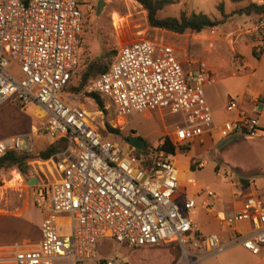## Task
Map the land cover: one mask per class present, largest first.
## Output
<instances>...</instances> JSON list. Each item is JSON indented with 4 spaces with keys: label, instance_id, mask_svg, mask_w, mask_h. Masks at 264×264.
Returning a JSON list of instances; mask_svg holds the SVG:
<instances>
[{
    "label": "built area",
    "instance_id": "1",
    "mask_svg": "<svg viewBox=\"0 0 264 264\" xmlns=\"http://www.w3.org/2000/svg\"><path fill=\"white\" fill-rule=\"evenodd\" d=\"M81 32L79 0H0V105L11 99L21 108L32 106L35 119L27 134L0 136V157L7 149L28 151L32 135L61 142L59 151L41 160L49 165L46 173L30 177L35 178L29 186L34 204L44 213L40 240L8 249L9 263L84 264L97 259L98 241L105 238L130 247L176 243V264H199L203 256L238 244L254 255L264 250V195L254 180L230 181L236 201L232 212H214L217 222L228 227L227 237L204 233L189 212L197 206L210 213L216 192L198 190L200 202L186 195L180 191L174 152L161 144L145 154L127 143L123 148L103 135V122L99 128L77 100L91 92L107 99L112 107L107 123L116 129L131 114L168 108L182 117L170 143L188 148L211 129L221 137L253 135L264 94L251 95L248 107L228 97L225 109L233 117L216 126L204 95L213 73L200 62L183 64L169 43L145 38L119 46L105 71L78 93L67 92L79 62ZM23 137L26 150L19 148ZM59 215L66 216L61 234ZM100 263L126 264L116 257Z\"/></svg>",
    "mask_w": 264,
    "mask_h": 264
},
{
    "label": "rangeland",
    "instance_id": "2",
    "mask_svg": "<svg viewBox=\"0 0 264 264\" xmlns=\"http://www.w3.org/2000/svg\"><path fill=\"white\" fill-rule=\"evenodd\" d=\"M79 3L82 13V32L81 59L77 72L83 68L87 61L113 53L120 44L122 45L126 41L144 38L163 40L159 38L161 30L148 26L145 11L135 0H79ZM187 6V14L197 13L192 9L191 2ZM181 9L184 7L179 9L177 5L170 3L160 9L156 16L159 18L178 17ZM111 13H115L118 17L119 27L113 24ZM206 15L210 18L214 16L209 13ZM218 17H221L220 13H218ZM240 26V23L231 22L226 29L223 30L220 26V29L215 32L223 37L216 42V49L232 62L230 68L224 66L213 70V80L208 84L209 86L204 87L205 97L217 118L218 125L230 118L229 112L223 109L225 98L236 97L245 85H250L252 88L260 85L259 89L261 90L264 88V45L252 47L255 52L260 53L261 46H263V55L260 61H258L259 56L254 55L251 50H243L242 56L245 63L241 64L242 67L236 61V58L241 59L237 51L230 50V45H233L234 42L230 39H235L238 34H242ZM262 31L260 36L264 35V27H262ZM187 33L190 34H186L188 37L183 36L180 44L174 41L173 43L176 46L179 44L180 48H185L184 52L189 60L191 57L200 59L205 50L204 44H207L206 41L204 44L199 42L203 40L204 32ZM193 36H198V39L192 38ZM239 39L240 37L237 38V41ZM196 40L197 42H194ZM258 48L260 51H257ZM204 56L208 62H215L210 54L206 53ZM230 56H233V60ZM187 68H193L192 64ZM250 72L252 74H249ZM77 100L82 102L83 106L81 107L94 118V123L99 128L102 122L104 123L112 117V107L107 99L104 100L105 111H98L92 99L85 94L79 95ZM31 111L32 106L21 108L14 100L4 101L0 105V135L11 137L29 133L30 125L35 123ZM181 122V115L171 113L168 108L147 110L129 115L120 132L123 135H138L150 146L155 147L160 145V141L163 142L165 137H171L176 125H182ZM262 132L251 136L232 134L221 137L217 129H211L209 133H204L197 138L187 149L174 148L175 163L180 178V191L186 195H194L197 202H200L201 195L196 196L195 194L202 188L211 189L217 193L218 199L210 213L197 206L189 212V217L200 226L207 225L213 229L217 227L218 222L214 217L217 208L223 209L226 213L232 212L231 201L227 203L232 194L230 181L246 183L254 180L260 182L261 177H264V130ZM106 136L120 143L123 148H127L126 141L121 136L111 132ZM50 143L51 141L43 135L31 136L28 151L32 158L28 162L30 172L28 171L26 177H23L15 168L0 170V226L6 227V231L22 230L26 221L34 226V230L39 226L33 219V214L39 212L37 217L42 218L44 213L41 211L43 213L41 216V212L34 204L33 191L29 186L35 183V178H30V176L42 177V171H47L45 164L41 163L42 161L37 157V153ZM19 148L27 149L26 138H20ZM199 161L203 162L202 167L197 166ZM13 173H17L20 179L12 181L15 176ZM29 234L30 238H25L26 241H21L20 237H23L21 235L14 236L13 239H18L19 243L23 242L20 243L22 246L31 247L33 243L30 241L35 240L36 236L32 230ZM220 238L224 237L220 235ZM20 244L18 245L21 246ZM7 253V250L0 249V264H10ZM110 257H116L126 264H176L179 258V249L177 250L173 244L130 247L105 238L98 241L97 259L84 264H101V260ZM56 264L69 263L58 261ZM199 264H264V250L254 255L239 244L233 245L214 255L203 256L199 260Z\"/></svg>",
    "mask_w": 264,
    "mask_h": 264
},
{
    "label": "crops",
    "instance_id": "3",
    "mask_svg": "<svg viewBox=\"0 0 264 264\" xmlns=\"http://www.w3.org/2000/svg\"><path fill=\"white\" fill-rule=\"evenodd\" d=\"M189 2H191L192 9L194 11H196L197 13H204V14L209 13L210 15H214V16H212L213 17L212 19H221L222 18L221 12L218 9V5H221L222 12L226 15L223 23L219 24L218 26H215L212 28H206V29L201 31V32H204L206 34L204 36V33H203L202 35L204 38L202 41H199L203 44L205 41L207 42L206 45L204 44V48H205L204 53L205 54L203 53L200 56L201 57L200 59H197V58L193 59V57H191L190 60L193 63H198V62L203 63L212 73H213V70L215 71V70H217L221 67H224V66H229V68L231 67L232 62L227 60L226 56L221 55L220 52L216 49V42L219 41L220 39H222L223 37L219 36L218 34L215 33L216 30L218 31L220 29V26H221V29L224 30L227 28L228 24L231 22L232 23H240V25H241L239 28H240V32L242 34H238V36L235 39L234 38L230 39L231 41H234L233 45H230V48H231L230 50L237 51V53L241 57V61H242L241 64L242 65H244V63H245L244 58L242 56V51L243 50H251L253 52L252 47H255V46L262 44L260 35L263 32L262 27H264L263 26L264 25V17L257 15V14H253V13L244 14V13H236L235 12L237 9H241V8L247 6L249 3H251L250 0H241V1H232V0H172L171 3L177 5V7H179V9L181 7H184L185 10L181 9L180 11H185L187 13V8H188L187 5H189ZM227 8H229V9L227 10ZM218 13H220V15H221L220 18L218 17ZM155 29H159V28H155ZM159 30H161L160 34H159L160 36L158 35L159 38L163 39L162 41L172 45L176 54L178 55L180 61L183 64H185L186 61L189 59L187 58V54L184 52L185 48H182V47L180 48L179 44L181 43L182 37L185 36L186 34H190V33L186 32V33H182V34H176L173 32L166 31V30H162V29H159ZM186 36L188 37V35H186ZM198 36H193L192 38L196 37L195 39H198ZM238 37H240L239 41H237ZM133 41H135V40H133ZM133 41L132 40L126 41V43H124V44H129ZM173 41L177 42L179 44L176 46L173 43ZM194 42H197V40ZM119 46H121V44ZM206 53L210 54V56L213 58V60L215 62H213V63L208 62L207 58L204 56V55H206ZM262 55H263V46H261V51L258 54V56H259L258 61L261 60ZM230 58L232 59L233 56H230ZM237 59L238 58H236V61H237ZM241 64H240V67H242ZM192 66H195V64H192ZM249 74H252V72H250ZM206 86H209V85H205L204 87H206ZM259 87H260V85H258V87L256 85V87H254V88H252L250 85H245L244 89L241 90L239 92V94L236 95V97L239 98L240 100H242L243 106L248 107L249 106L248 99L251 95L264 94V88H262V90H261V89H259ZM227 98L224 99V103H223V109L224 110H226L225 109V103H226ZM206 101H207V98H206ZM207 103H208V101H207ZM226 111L229 112L228 116L230 118H232L234 112L231 110H226ZM261 111L262 112H261V116H260V120H259V127L253 135H256V134L258 135L260 133H263L262 131L264 130V104L261 106ZM211 113H212L214 124L216 126H219L221 123L219 125L217 124V120H216L217 118L214 115L213 110H211ZM230 118H228V119H230ZM218 132H219V130H218ZM203 134L204 133H202L199 137H201ZM219 135H220V132H219ZM44 164L46 167L49 166L48 163L44 162ZM46 170H47V168H46ZM29 172H30V170H29ZM42 172H43V174L46 173L45 171H42ZM178 179H179V185H180V178H178ZM255 182L257 183V186L259 188L260 193L262 195H264V177L263 178L261 177L260 182H258V181H255ZM217 199L214 201L213 206L216 203ZM229 202L232 204L233 207L236 204V201H234V198H233V191L231 194V199L229 201H227V203H229ZM37 209H38V211L41 212V210L39 208H37ZM217 209H221V208H217ZM212 210H213V208H212ZM37 213H39V212H37ZM37 213L33 214V217H34L33 219H35L37 224L39 225V226L37 225L38 227L35 229L36 232L34 230V226L31 225L27 221H26V224L24 225V227L22 228V230H15L14 229V230H12V232H9V231L5 230V229H7L6 227H0V249L8 251V249H10V248L25 247L24 245L23 246L21 245L23 242H20L21 243L20 244L18 242V239L15 240L13 238H14V236H17V235L20 236L21 235V236H23V237H20L21 241H26L25 238H30L29 233L31 230L33 231L36 238H35V240H32L30 242L33 243L32 246H35L40 240L39 229H40V222H41L40 219H42L41 217L40 218L37 217ZM42 214L43 213L41 212V216H42ZM65 220H66V216H63V215L58 216V221H57L58 223L57 224H58V231L60 234L64 230L63 222ZM199 227H200L201 231L204 233H214V234L218 235L219 237H220V235L224 238L227 237L228 227H226L224 225H220L219 223H218L217 227L214 229L211 227H208L207 225H205L203 227L199 225ZM224 238H222V239H224ZM18 244H20L21 246H19Z\"/></svg>",
    "mask_w": 264,
    "mask_h": 264
},
{
    "label": "trees",
    "instance_id": "4",
    "mask_svg": "<svg viewBox=\"0 0 264 264\" xmlns=\"http://www.w3.org/2000/svg\"><path fill=\"white\" fill-rule=\"evenodd\" d=\"M145 11L146 14V22L148 26L152 28H159L169 32H173L176 34H182L185 32L191 33H199L206 28H212L218 26L223 23L226 15L222 12L221 5H218V9L221 12V19H212L208 15L204 13H191L187 14L185 11H180L178 17L174 16H166L159 18L156 16V13L162 9L165 5L170 4L172 0H135ZM232 1H241V0H232ZM236 13H244V14H257L264 17V3L261 5H255L253 3H249L247 6L237 9ZM262 45H264V35L261 36ZM116 50L111 54L101 55L94 59L87 61L83 68L77 72L81 59V52L79 56V62L75 72L73 73L71 80L66 87L65 91L71 93H78L81 91L86 83L105 71L113 59ZM253 54L258 56V52L253 50ZM86 96L92 99L95 106L98 110L104 109V98L99 94L91 92ZM102 133L104 136L107 133L121 136L127 143V140L130 138V134L123 135L120 132V129L112 128L108 125L107 120L103 123ZM1 136V135H0ZM151 147L148 142H145V148L143 150H136L137 154H145L148 148ZM61 148V142H51L46 148L40 150L37 153V157L40 160H47ZM160 148L165 151H174L173 145L170 143L168 137H165L163 142L160 145ZM182 149V148H181ZM187 149V148H183ZM32 158L30 151H16L13 149H7L4 154L0 157V170H8L11 168L17 169L23 177H26L29 171L28 162ZM191 168H193L191 166ZM217 168V167H216ZM3 227V226H0ZM175 246L178 250V245L176 243H170Z\"/></svg>",
    "mask_w": 264,
    "mask_h": 264
},
{
    "label": "water",
    "instance_id": "5",
    "mask_svg": "<svg viewBox=\"0 0 264 264\" xmlns=\"http://www.w3.org/2000/svg\"><path fill=\"white\" fill-rule=\"evenodd\" d=\"M127 144L136 150H143L145 148V141L138 135L131 136L127 140Z\"/></svg>",
    "mask_w": 264,
    "mask_h": 264
},
{
    "label": "bare ground",
    "instance_id": "6",
    "mask_svg": "<svg viewBox=\"0 0 264 264\" xmlns=\"http://www.w3.org/2000/svg\"><path fill=\"white\" fill-rule=\"evenodd\" d=\"M111 14H112L111 18H112V22H113V24H114L115 26H118V27H119V19H118V17L116 16L115 13H111ZM13 174H14V173H13ZM14 175H15V176H14V179H13L12 181H15V180L20 179V177H19V175H18L17 173H15ZM12 181H11V182H12Z\"/></svg>",
    "mask_w": 264,
    "mask_h": 264
}]
</instances>
